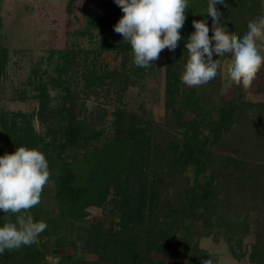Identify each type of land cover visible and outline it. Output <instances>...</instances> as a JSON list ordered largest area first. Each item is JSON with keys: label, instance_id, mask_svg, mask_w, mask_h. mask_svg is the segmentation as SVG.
<instances>
[{"label": "trees", "instance_id": "1", "mask_svg": "<svg viewBox=\"0 0 264 264\" xmlns=\"http://www.w3.org/2000/svg\"><path fill=\"white\" fill-rule=\"evenodd\" d=\"M105 5L113 9L112 13L96 16L92 9L86 31L100 26L106 36L109 25V33L118 41L113 46L118 48L122 44L120 47L129 55L135 73L145 75L155 70L154 64L146 68L134 64L131 46L113 30L123 13L114 0ZM206 6L207 0H189L186 20L180 30L182 37L186 38L193 31V20H207L210 39L213 38L211 18L206 12L199 13L206 11ZM261 8V0H227L220 31L226 38H239ZM59 55L63 62L55 68L57 77L46 81L41 75L34 76L39 90V118L47 126V133L52 134L50 143H55V148L59 149L52 175L57 212L43 206L44 185L40 202L25 214L47 224L39 234L41 239L44 233L46 240L6 250L0 254V264H165L153 254L171 256L175 248L178 257L182 255L187 259L186 264H196L194 259L208 254L191 244L186 222L199 220L208 233H229L234 239V233L249 231L252 211L259 239L249 257L253 263L264 264V104L247 102L240 97L222 98L215 103L211 97H206L208 87L201 89L182 84L180 74L188 54L185 39H181L174 52L166 49L165 124L168 128L180 129L183 142L179 144L153 120L143 125L142 115L120 108L115 112L112 135L99 146L83 144V141L91 143L92 139H98L99 134L85 132L83 121L76 117V91L70 89V81L69 86H63L65 93L61 94L59 106L48 107L47 84H59L60 72L77 63L75 50L61 51ZM7 61L8 50L0 46V77ZM218 62L214 58V63ZM7 130L8 149H0V155L14 151L16 146L38 148L51 169L50 158H54L46 151L50 144H44L45 138L32 126L13 125ZM78 145L83 146V152L77 149ZM69 149L73 150L71 160L67 156ZM223 149L232 155L222 154ZM112 189L114 195L108 199ZM107 203H112L113 207L103 219L94 222L87 219L89 207H103ZM116 215L120 217V231L112 224L106 225ZM10 220H15V214L0 213V223ZM169 226L171 230H167ZM73 232L82 241L83 248L97 254L98 258L88 259L68 252L61 254L56 263L48 261L46 254L51 244L74 247L76 241L69 239V233ZM227 238L231 241V236ZM232 253L237 259L244 255L233 249Z\"/></svg>", "mask_w": 264, "mask_h": 264}, {"label": "rangeland", "instance_id": "2", "mask_svg": "<svg viewBox=\"0 0 264 264\" xmlns=\"http://www.w3.org/2000/svg\"><path fill=\"white\" fill-rule=\"evenodd\" d=\"M110 1L0 0V46L8 50V61L0 77V149H8L5 133L8 132L6 129L13 125L32 126L45 138L44 144H50L46 151L53 156L54 160L50 158L51 169L44 186L46 192L41 198L43 206L50 212H57L53 197L52 175L55 172V158L59 149L55 148V143H50L52 134L47 133V126L39 118L37 96L39 90L36 88L37 78L34 76L41 75L42 78H40L46 81L51 77H57L58 72L55 68L63 62V58L59 55L61 51H77V63L69 66L67 71L60 72L59 84L56 86L47 84L48 107L59 106L61 94L65 93L63 86H69L70 81V89L76 91V117L83 121L85 132L87 130L88 134L91 132L99 134L98 139H92L91 143L83 141V144L99 146L112 135L115 127V112L120 108L142 115L143 125L145 121L153 120L179 144L183 142L182 131L168 128L165 124L166 49L162 50L159 59L153 62L155 70L141 75L131 69V59L120 47L122 44L119 42L118 48L113 46L118 41L113 34L109 33V25L106 26V36H103L100 26L86 31L85 25L91 10H95L96 16L110 14L113 9L105 5ZM261 16H264V4L253 20ZM258 47L260 53L264 55V39L258 41ZM223 64L224 68L217 83L208 87L206 97H211V101L215 103H219L222 98L233 100L240 97L247 102L264 104V67L257 73L252 84L244 87L231 81L227 76L231 59H226ZM8 138L11 139V135ZM77 149L80 152L84 151L83 146L78 145ZM223 150H221L222 154L232 155L229 150ZM70 152L73 150L69 149L67 153L68 159L71 160ZM251 161L254 162V160ZM192 176L190 173V178ZM170 192L172 194V190ZM113 195L112 189L108 199ZM111 207H113L112 203H107L103 207L91 206L88 208L87 219L93 222L103 219ZM119 218V215H116L114 220H109L106 225L112 224L115 230L120 231L122 226ZM254 219L255 212L252 211L249 231L234 233V239H232L233 234L229 233L217 231L208 233L209 230L205 231L204 224L199 220L186 222L191 244L197 245L198 251L208 254V256L203 255L194 259L195 263L204 264L206 259H211L213 264H256L249 257L253 245L259 239L254 227ZM216 223L219 224V221ZM171 229L172 227H167V230ZM179 235L178 231L177 239ZM230 236L231 241H228L227 237ZM132 237L138 236L132 235ZM46 238L47 236L43 233L42 238L38 236L37 240L42 241ZM70 238L76 241L74 247L71 245L55 247L51 244L46 259L56 263L61 254L68 252L78 253L88 259L98 258L97 254L83 248L82 241L77 239L74 232L72 235L69 233ZM231 245L234 246L231 248ZM232 249L238 254L244 253L243 257L237 259ZM174 251V255L171 256L157 252L153 255L155 258L164 260L165 264H186L187 259L182 255L178 257L176 248Z\"/></svg>", "mask_w": 264, "mask_h": 264}, {"label": "clouds", "instance_id": "3", "mask_svg": "<svg viewBox=\"0 0 264 264\" xmlns=\"http://www.w3.org/2000/svg\"><path fill=\"white\" fill-rule=\"evenodd\" d=\"M123 15L113 25L123 42L131 46L133 62L146 68L159 59L162 50L174 52L185 39L187 60L180 74L182 84L207 88L214 84L231 58L228 78L248 87L264 67V55L258 41L264 39V16L250 20L247 31L226 38L220 31L227 0H207L206 11L213 25L212 39L207 20H193V31L182 37L189 0H114ZM264 4V0H261ZM214 49V51H213ZM215 60L219 61L214 63ZM49 176L48 161L38 148L19 146L0 155V213L15 214L14 221L0 223V254L37 241L46 229L43 221H35L25 213L40 202L42 188ZM204 264H212L206 259Z\"/></svg>", "mask_w": 264, "mask_h": 264}]
</instances>
